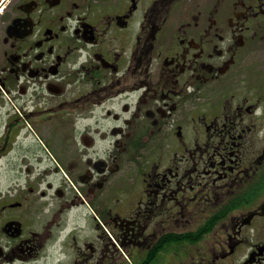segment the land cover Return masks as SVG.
<instances>
[{
  "label": "flooded vegetation",
  "instance_id": "af4514ba",
  "mask_svg": "<svg viewBox=\"0 0 264 264\" xmlns=\"http://www.w3.org/2000/svg\"><path fill=\"white\" fill-rule=\"evenodd\" d=\"M0 264H264V0H0Z\"/></svg>",
  "mask_w": 264,
  "mask_h": 264
}]
</instances>
